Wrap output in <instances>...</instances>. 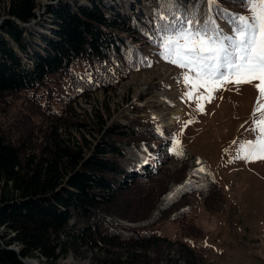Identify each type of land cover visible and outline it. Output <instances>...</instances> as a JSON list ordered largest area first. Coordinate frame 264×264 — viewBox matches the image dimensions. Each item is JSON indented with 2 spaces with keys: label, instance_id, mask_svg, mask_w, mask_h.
<instances>
[{
  "label": "trees",
  "instance_id": "obj_1",
  "mask_svg": "<svg viewBox=\"0 0 264 264\" xmlns=\"http://www.w3.org/2000/svg\"><path fill=\"white\" fill-rule=\"evenodd\" d=\"M51 1L47 34L23 27L38 19V0H0V21L8 17L0 23V264H58L85 247L128 253L125 260L109 254L93 264H157L148 253L175 245L186 251L188 264H216L170 242L156 226L176 209L174 217L184 218L195 202L217 209L219 183L206 172L193 175L199 168L183 153L182 183L157 209L167 192L160 177L166 162L134 171L120 160L126 147L138 144L154 154L168 146L172 155L175 135L154 129V118L109 125L112 111L103 102L91 112L80 108L96 93L112 96L130 76L159 62L153 23L158 0H151L152 9L134 5L129 15L121 11L124 3ZM219 4L247 14L239 0ZM16 100L25 102L26 112H13L11 121L7 113Z\"/></svg>",
  "mask_w": 264,
  "mask_h": 264
},
{
  "label": "rangeland",
  "instance_id": "obj_2",
  "mask_svg": "<svg viewBox=\"0 0 264 264\" xmlns=\"http://www.w3.org/2000/svg\"><path fill=\"white\" fill-rule=\"evenodd\" d=\"M104 1L116 8L124 3L126 8L121 11L127 15L134 5L149 9L154 6L151 0ZM81 2L89 4L88 0ZM38 3L39 21L32 28L51 34L47 7L53 1L38 0ZM184 71L161 58L153 69L130 76L112 96L106 99L102 92L96 93L92 102L81 101L80 108L91 112L94 103L103 102L112 111L109 125L128 124L129 119L137 117L146 120L155 117L158 126L154 129H165L162 132L164 137L175 135L174 139L169 138V143L174 144L173 141L178 138L183 153L190 154L197 167H203L211 179L219 183L217 209L195 202L184 218H175L176 209L156 226L158 233L170 242L179 241L188 245L199 252V257L206 263L264 264V160L245 162L237 158L240 145L245 141H255L257 137V132L252 130V121L259 96L254 84L259 82L239 87L226 84L233 87L220 88L221 91L217 90L213 94L214 99L208 103L201 97V94L207 96L204 89L194 90L193 99L185 95L191 85L179 82L178 78ZM14 103L7 113L12 115L11 121L15 116L13 112L18 111L17 115L26 112L25 102L16 100ZM198 103L203 106V113L197 110ZM136 107L142 111L136 112ZM256 118L259 119V114ZM171 122L172 125H169ZM167 147L159 149L155 161L149 146L138 144L126 147V156L120 160L124 167L134 171L142 165L159 167L161 162H166L160 177L166 183L167 192L157 209L182 183L178 178L181 156L171 155ZM109 254L111 258L122 257L123 260L128 256L126 251H89L85 247L79 253L71 252L62 257L58 264H93L94 259H105ZM148 254L159 259L157 264H188L186 251H181L176 245L162 246ZM33 262L40 264L38 260Z\"/></svg>",
  "mask_w": 264,
  "mask_h": 264
},
{
  "label": "snow or ice",
  "instance_id": "obj_3",
  "mask_svg": "<svg viewBox=\"0 0 264 264\" xmlns=\"http://www.w3.org/2000/svg\"><path fill=\"white\" fill-rule=\"evenodd\" d=\"M239 3L247 14L224 9L219 0H158L154 44L162 59L186 70L178 80L191 85L185 93L189 99L194 90L204 89L207 96L201 97L211 103L213 94L226 84L239 87L259 82L254 84L259 96L252 121L257 137L242 143L237 154L238 159L254 162L264 160V0ZM219 21L227 23L230 31L225 32ZM197 110L204 112L199 103ZM180 144L175 139L171 149L174 155L183 156ZM203 172L201 167L193 175ZM190 184L191 180L186 181V185Z\"/></svg>",
  "mask_w": 264,
  "mask_h": 264
},
{
  "label": "bare ground",
  "instance_id": "obj_4",
  "mask_svg": "<svg viewBox=\"0 0 264 264\" xmlns=\"http://www.w3.org/2000/svg\"><path fill=\"white\" fill-rule=\"evenodd\" d=\"M37 16H38V19H39V13L37 12ZM6 18H8V17H6ZM6 18H2L3 20L4 19H6ZM34 20L31 24H24V25H27V26H23V27H33L39 20ZM169 125H172V122L171 123H169Z\"/></svg>",
  "mask_w": 264,
  "mask_h": 264
},
{
  "label": "water",
  "instance_id": "obj_5",
  "mask_svg": "<svg viewBox=\"0 0 264 264\" xmlns=\"http://www.w3.org/2000/svg\"><path fill=\"white\" fill-rule=\"evenodd\" d=\"M2 21H3V19H1L0 23H1ZM23 26H27V25H24V24H23ZM12 249H13V248H12ZM27 263H28V264H37V263H35V262H33V261H28Z\"/></svg>",
  "mask_w": 264,
  "mask_h": 264
}]
</instances>
